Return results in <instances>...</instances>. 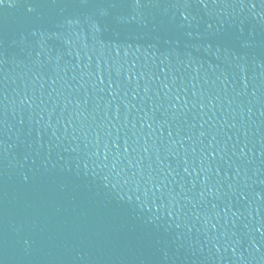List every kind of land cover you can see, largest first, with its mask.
<instances>
[{
  "label": "water",
  "instance_id": "water-1",
  "mask_svg": "<svg viewBox=\"0 0 264 264\" xmlns=\"http://www.w3.org/2000/svg\"><path fill=\"white\" fill-rule=\"evenodd\" d=\"M0 264H264V0H3Z\"/></svg>",
  "mask_w": 264,
  "mask_h": 264
},
{
  "label": "snow or ice",
  "instance_id": "snow-or-ice-1",
  "mask_svg": "<svg viewBox=\"0 0 264 264\" xmlns=\"http://www.w3.org/2000/svg\"><path fill=\"white\" fill-rule=\"evenodd\" d=\"M3 2V0H0V3H2Z\"/></svg>",
  "mask_w": 264,
  "mask_h": 264
}]
</instances>
